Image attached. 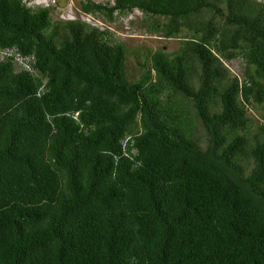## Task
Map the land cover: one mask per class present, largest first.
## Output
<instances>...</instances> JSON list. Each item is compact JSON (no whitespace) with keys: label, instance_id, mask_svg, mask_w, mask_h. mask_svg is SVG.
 I'll use <instances>...</instances> for the list:
<instances>
[{"label":"trees","instance_id":"1","mask_svg":"<svg viewBox=\"0 0 264 264\" xmlns=\"http://www.w3.org/2000/svg\"><path fill=\"white\" fill-rule=\"evenodd\" d=\"M80 7L187 32L130 80L107 27L0 0V264H264V1Z\"/></svg>","mask_w":264,"mask_h":264},{"label":"rangeland","instance_id":"2","mask_svg":"<svg viewBox=\"0 0 264 264\" xmlns=\"http://www.w3.org/2000/svg\"><path fill=\"white\" fill-rule=\"evenodd\" d=\"M38 3L43 0H27ZM84 0H55L50 15L52 19H80L91 25L100 28L107 27L111 32L114 41H121L125 46V70L128 79L134 80L142 73L143 66H150V55L155 50L161 49L166 52H172L180 46V38L187 32L182 30L180 36L164 37L159 31H153L151 28L157 24V21L164 20L163 17L145 15L138 9L131 12L119 14L113 21H108L100 12L84 13L81 10L80 3ZM95 2H112L113 0H93ZM264 1V0H262ZM206 15L209 12L205 13ZM223 64L228 69L231 76L238 79L243 78L245 64L241 57L232 59H222ZM247 113L252 121L251 128L260 123H264V106L252 104L247 107ZM194 135L203 141L205 131L199 121L193 122Z\"/></svg>","mask_w":264,"mask_h":264},{"label":"clouds","instance_id":"3","mask_svg":"<svg viewBox=\"0 0 264 264\" xmlns=\"http://www.w3.org/2000/svg\"><path fill=\"white\" fill-rule=\"evenodd\" d=\"M40 1V0H39ZM33 2V1H32ZM55 3V0H43L41 2H38V3H34V4H37V5H42V6H53V4ZM139 10V9H138ZM78 112H75L74 113V117L77 115ZM134 150V149H132Z\"/></svg>","mask_w":264,"mask_h":264},{"label":"built area","instance_id":"4","mask_svg":"<svg viewBox=\"0 0 264 264\" xmlns=\"http://www.w3.org/2000/svg\"><path fill=\"white\" fill-rule=\"evenodd\" d=\"M6 52V51H5ZM1 53H3L4 54V52L3 51H1Z\"/></svg>","mask_w":264,"mask_h":264}]
</instances>
